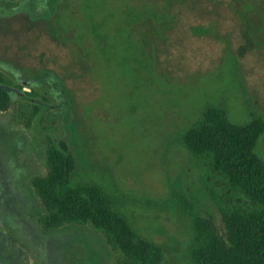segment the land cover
Listing matches in <instances>:
<instances>
[{"label": "rangeland", "instance_id": "obj_1", "mask_svg": "<svg viewBox=\"0 0 264 264\" xmlns=\"http://www.w3.org/2000/svg\"><path fill=\"white\" fill-rule=\"evenodd\" d=\"M0 76V264L122 261L88 225L43 229L47 140L163 264H192L182 200L223 236L222 183L181 139L209 108L264 123V0H0Z\"/></svg>", "mask_w": 264, "mask_h": 264}, {"label": "trees", "instance_id": "obj_2", "mask_svg": "<svg viewBox=\"0 0 264 264\" xmlns=\"http://www.w3.org/2000/svg\"><path fill=\"white\" fill-rule=\"evenodd\" d=\"M11 95L0 76V113L8 109ZM263 133L264 123L256 116L237 126L222 110L209 108L182 136L188 154L203 161L222 183L221 194L209 197L219 212L223 236L182 200L192 230V264H264V165L254 153ZM46 164V175L31 182L45 210V231L88 225L122 256L120 264H163L162 250L140 239L99 188L72 182L76 165L65 142L47 140Z\"/></svg>", "mask_w": 264, "mask_h": 264}]
</instances>
